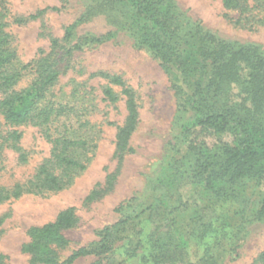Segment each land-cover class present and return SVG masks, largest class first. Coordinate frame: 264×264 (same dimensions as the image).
<instances>
[{
  "label": "rangeland",
  "instance_id": "374dc122",
  "mask_svg": "<svg viewBox=\"0 0 264 264\" xmlns=\"http://www.w3.org/2000/svg\"><path fill=\"white\" fill-rule=\"evenodd\" d=\"M176 1L190 16L223 37L264 46V0L250 3L254 7L245 13L225 9L222 0ZM91 3L92 0H7L5 30L16 53L15 67L23 73L15 89L32 85L39 59L49 56L56 61L60 75L47 99L83 107V119L90 125L79 128L74 122L75 136L93 138L96 148L87 168L64 189L43 194L25 192L0 203V264H33L31 254L23 249L32 240L29 230L54 221L69 207L74 208L77 221L63 231L68 243L57 249L61 261L77 249L88 247L97 253L75 264H157L148 258L151 253H172L174 257L175 251L180 256L165 264H206L199 260L206 257L208 243H212L214 262L207 264H255L264 250V222L253 221L247 232H232L215 247L212 238L203 244L187 240L197 212L205 208L214 210L231 231L237 230L260 209L264 179L260 183L242 182L233 188V197L217 200L205 185L188 176L187 145L182 144L179 151L167 146L177 142L181 119L172 78L159 61L135 46L122 31L101 43L86 41L116 30V14L110 11L78 23L73 36L64 39L66 28L75 24ZM45 8L49 9L38 19L16 21ZM53 39L58 40L56 46ZM77 45L81 48L77 49ZM26 65L28 68L22 69ZM103 74L122 78L134 90L139 106V123L130 138L135 151L127 153L121 162L115 154L116 136L126 120V97L122 87ZM108 86L117 101L105 98L103 90ZM208 98L212 109L220 110L224 94L212 93ZM64 121L65 117H61L51 124L52 138L65 133ZM261 121L264 123V113ZM44 129L34 122L6 124L0 114V189L13 190L26 183L51 158L54 143ZM242 130V125L233 121L223 133V142L237 145ZM12 131L21 134L17 144L27 156L25 162L20 152L11 147L13 141L8 140ZM204 139L214 142L209 136ZM121 221L124 223L103 240L100 231ZM103 244L107 247L104 253Z\"/></svg>",
  "mask_w": 264,
  "mask_h": 264
},
{
  "label": "trees",
  "instance_id": "16d2710c",
  "mask_svg": "<svg viewBox=\"0 0 264 264\" xmlns=\"http://www.w3.org/2000/svg\"><path fill=\"white\" fill-rule=\"evenodd\" d=\"M222 2L227 10L238 9L245 13L249 7H254L250 3H258L259 0ZM6 4L7 0H0V91L3 93L0 114L4 116L6 124L34 122L45 128V134L54 143V148L51 158L40 166L33 178L16 185L13 190L0 189V203L25 192L43 194L64 189L87 168L96 148L93 138L75 136L74 122L79 128L90 125L88 120L83 119L84 108L47 99L60 75L56 61H51L49 56L39 59L36 62L37 76L32 85L15 89L23 73L15 67L16 53L5 30ZM48 9L30 14L27 18L18 17L16 21L22 23L38 19ZM108 11L116 14L113 19L116 30L103 37L87 38L86 41L89 44L101 43L122 31L133 40L135 46L150 52L171 76L181 124L175 136L177 142L168 143L167 146L179 151L182 144L187 145L188 176L196 183L205 185L217 200L233 197V188L242 182L260 183L264 179V123L261 121L264 113V46L223 37L190 16L176 0H92L78 21L66 28L64 39L73 36L78 23L95 17L99 12ZM52 44L56 46L58 40L53 39ZM76 47L79 49L81 45ZM71 51L69 49L68 53ZM25 68L28 66L22 69ZM103 75L121 86L126 97V120L116 136L115 154L121 162L127 153L135 151L130 145V138L139 123V106L134 90L122 78ZM212 93L224 94L220 110H213L209 105L208 97ZM103 94L111 102L117 101L116 94L109 86L103 90ZM61 117H65V133L52 138L49 134L51 124ZM233 121L242 125L243 130L238 144L229 146L223 142L222 136ZM206 136L212 137L214 142L208 143L204 139ZM20 137L18 131H12L8 140L13 141L11 147L20 152V159L25 162L27 156L17 144ZM55 168L59 171L55 172ZM148 208L152 209L153 206ZM195 219L196 224L187 242L203 244L212 238L215 247L222 237L232 232L236 235L247 232L253 221L264 222V200L260 209L237 230L231 231L210 208L198 211ZM76 221L75 210L69 207L61 211L54 221L32 227L29 230L32 240L23 249L31 254L33 264H75L82 257L96 254L95 249L81 247L63 261L59 259L57 249L68 243L63 231L73 227ZM123 223L121 221L103 228L100 231L103 240L106 241L111 231ZM211 244L208 243L209 248L204 253L206 257L199 261L206 264L214 262ZM105 245L101 246L103 253L107 248ZM176 256H180L177 251L174 257L172 253L161 252L151 253L148 258L157 264H165L172 263ZM254 263L264 264V250Z\"/></svg>",
  "mask_w": 264,
  "mask_h": 264
}]
</instances>
